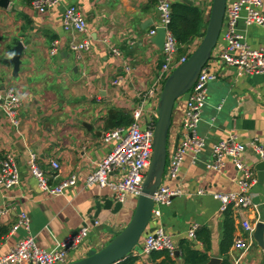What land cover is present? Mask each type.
Returning a JSON list of instances; mask_svg holds the SVG:
<instances>
[{"label":"crops","instance_id":"crops-1","mask_svg":"<svg viewBox=\"0 0 264 264\" xmlns=\"http://www.w3.org/2000/svg\"><path fill=\"white\" fill-rule=\"evenodd\" d=\"M10 1L7 9L0 8V91L14 86L23 105L17 128L0 110V155L14 158L21 184L13 190L0 191V229L8 230L0 240V259L27 236L34 237L43 250L52 252L70 235L90 228L87 240L69 254L70 263L85 258L91 249L104 248L133 216L136 199L129 197L119 214L102 212L97 218L96 203L114 196L108 188L86 187L85 181L111 150L103 143V135L117 129L108 128L111 110L127 114L132 124L139 110L137 122L141 130L157 119L161 93L156 90L153 96L145 94L153 90L163 67V52L153 42L156 36H150L160 22L159 0H64L46 14H40L24 0ZM186 1L198 7L208 20L212 0ZM69 5L77 6L85 15L86 34L65 32L62 16ZM237 30L251 48L264 49V28L241 21ZM75 39L89 41L91 50L81 55L72 52L70 44ZM55 42L60 44L58 56L50 54ZM18 43L24 45V51L15 76L14 65L9 61ZM222 47L220 40L208 66L217 78L208 86V103L197 129L206 146L199 155L188 153L176 180L165 177L164 184L179 191V195L170 206L161 209L160 221L175 247L184 239L195 241L189 239L194 226L209 229L211 258H221L224 220L215 195L238 192L242 177L229 159L220 171L210 169L213 146L230 135L246 146L244 163L257 178L249 193L257 210L235 214V238L242 233L243 220L264 223V183L258 177L262 162L251 145L264 142V74H239L224 66L219 59ZM117 81L120 82L116 84ZM187 100L186 96L176 103L169 152L178 143ZM32 158L47 176H57L52 185L74 175L78 183L60 197L48 196L32 176ZM52 162L59 163V171L53 170ZM21 214L30 220L29 231L24 227L13 231ZM143 242L134 256L139 257L138 264H149V257L142 254ZM238 256L232 247V264ZM179 263L182 264L181 259ZM239 264H264V250L255 242Z\"/></svg>","mask_w":264,"mask_h":264},{"label":"built area","instance_id":"built-area-1","mask_svg":"<svg viewBox=\"0 0 264 264\" xmlns=\"http://www.w3.org/2000/svg\"><path fill=\"white\" fill-rule=\"evenodd\" d=\"M64 0H39L31 6L40 14L59 7ZM158 9L161 17L159 24L151 31L154 37L159 28L166 29L165 47L163 50V67L158 81L153 90L145 96H153L156 90L160 93L164 83L172 71L183 64L190 57L178 59V46L176 39L170 31L172 4L169 0H159ZM247 26L256 25L264 28L263 0H234L228 2L224 27L221 38L223 43L219 59L228 68L236 69L239 74L263 75L264 74V49H253L246 42L245 37L237 30L239 22ZM62 24L65 32L83 35L88 31V24L83 12L75 5L64 9ZM72 52L81 55L91 50L89 41L82 42L76 39L70 44ZM193 52V51H192ZM61 53L60 44L53 43L50 54L58 56ZM191 55V54H190ZM168 76V77H167ZM217 76L206 67L200 74L198 81L188 93L186 111L183 117L178 143L168 155L165 177L176 180L182 170L188 153L199 155L206 146L205 139L201 138L197 129L202 121L203 109L207 103V90ZM120 81H117L118 84ZM22 99L14 86H8L0 91V110L14 127L20 126V111ZM136 122L129 128H117L103 135V143L110 146L108 155L101 161L97 169L87 177L85 185L88 188L98 186L112 191L114 200L125 204L129 197L137 199L142 193L143 183L152 162L155 138V121L150 123L146 130H141L138 125L140 111L134 114ZM157 120V119H156ZM252 147L264 163V142L255 141ZM246 146L236 136L230 135L213 146V162L210 169L220 171L227 159L231 160L235 168L241 173L239 191L236 193H219L215 199L221 203V213L230 207L234 214L241 211L253 210L257 207L252 203L250 190L257 183L255 172L247 168L244 163ZM53 170L59 171L58 162H52ZM31 173L38 181L41 191L51 197H60L68 188L78 183L76 175L70 177L59 185H52L57 176H47L37 165L36 159L31 160ZM165 179V178H164ZM21 184V173L12 156L0 160V191L13 190ZM179 191L173 190L163 184L154 196L155 207L151 219L152 233L145 234L143 238L142 254L150 257L154 252L169 251L175 254L176 247L171 237L160 224L161 209L170 206ZM2 215V212H0ZM258 223V222H257ZM256 224L243 220L242 233L238 235L233 244V249L239 253L234 257V264H239L246 258L247 253L255 245L254 232ZM98 224V222L96 223ZM30 220L26 214H21L13 231L24 227L29 231ZM198 227L194 226L189 232V239L195 240ZM90 228L84 227L74 235L67 237L58 249L49 252L38 246L35 238L27 236L19 241L7 255L0 259V264H68L69 254L75 252L87 240Z\"/></svg>","mask_w":264,"mask_h":264},{"label":"water","instance_id":"water-1","mask_svg":"<svg viewBox=\"0 0 264 264\" xmlns=\"http://www.w3.org/2000/svg\"><path fill=\"white\" fill-rule=\"evenodd\" d=\"M10 0H0V8L7 9ZM186 3L193 5L192 2ZM229 0H212L210 15L205 36L202 38L198 47L191 53L186 62L176 67L164 83L163 90L159 97L157 107V122L155 124L154 151L152 162L146 174L142 193L136 199V206L133 216L126 227L117 234L104 248L97 250L91 249L88 255L68 264H120L127 260L140 247V244L147 233H152L151 219L155 207L154 196L162 186L169 155V135L173 123V113L176 103L186 97L192 90L201 72L209 66L213 59L224 27L226 11ZM166 40V29L159 28L153 42L158 49L163 52ZM24 45L18 43L15 47V55L9 61L14 65L15 76H17ZM89 129L90 127L86 125ZM260 183H264V163L258 168ZM124 207L121 202H115L114 198H105L96 203V217L102 212L111 215L119 214ZM256 244L264 250V223L259 222L254 232ZM196 249L201 250V246L194 242ZM178 251L175 257H179ZM223 260L212 257L209 264H222Z\"/></svg>","mask_w":264,"mask_h":264},{"label":"trees","instance_id":"trees-1","mask_svg":"<svg viewBox=\"0 0 264 264\" xmlns=\"http://www.w3.org/2000/svg\"><path fill=\"white\" fill-rule=\"evenodd\" d=\"M28 5H32L39 0H24ZM209 20V19H208ZM208 20L203 16L202 11L188 3L172 4V15L170 31L176 39L178 46V59L189 57L195 43L202 40L205 36ZM157 120L155 121V123ZM108 128L114 129L132 124L130 117L118 110H111L107 121ZM4 157L0 155V160ZM222 223V238L220 242V257L223 259L222 264H232L230 250L233 247L237 227L235 214L230 207L224 213ZM8 234L7 229H0V240ZM194 242L203 247V250H197ZM212 249L211 232L207 228L197 230L195 241L181 240L176 251L180 256L177 258L175 254L169 251L154 252L149 257V264H209ZM138 256H130L127 260L120 264H138Z\"/></svg>","mask_w":264,"mask_h":264},{"label":"rangeland","instance_id":"rangeland-1","mask_svg":"<svg viewBox=\"0 0 264 264\" xmlns=\"http://www.w3.org/2000/svg\"><path fill=\"white\" fill-rule=\"evenodd\" d=\"M209 15H210V13H209ZM208 19H209V17H208ZM200 42H201V40L200 41H198V43L193 47V51L198 47V45L200 44ZM168 77V76H167ZM167 80V79H166ZM207 103H208V100H207ZM207 103H206V105H205V107H204V109H203V112H204V110H205V108H206V106H207ZM202 117H203V114H202Z\"/></svg>","mask_w":264,"mask_h":264}]
</instances>
